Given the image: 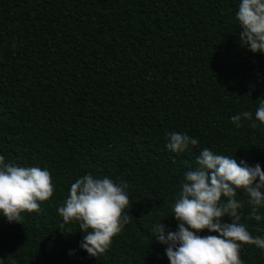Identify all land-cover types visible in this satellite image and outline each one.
<instances>
[{
    "label": "trees",
    "instance_id": "trees-1",
    "mask_svg": "<svg viewBox=\"0 0 264 264\" xmlns=\"http://www.w3.org/2000/svg\"><path fill=\"white\" fill-rule=\"evenodd\" d=\"M238 3L0 0V154L47 168L54 185L20 223L0 217V264H169L149 231L171 215L198 149L168 151V131L264 171V126L230 119L264 99V54L241 47ZM89 172L125 180L130 201L129 223L97 257L79 247L78 225L57 213L71 183ZM237 199L240 222L264 234L246 194ZM162 223L177 226L171 216ZM209 234L217 235L200 233ZM240 258L264 264V251L245 244Z\"/></svg>",
    "mask_w": 264,
    "mask_h": 264
},
{
    "label": "clouds",
    "instance_id": "clouds-1",
    "mask_svg": "<svg viewBox=\"0 0 264 264\" xmlns=\"http://www.w3.org/2000/svg\"><path fill=\"white\" fill-rule=\"evenodd\" d=\"M235 19L241 47L264 54V0H239ZM237 128L242 120L250 126H264V99L252 111L233 115ZM198 139L187 132L168 131L165 148L177 155L198 149L195 164L183 173L171 203V215L177 221L175 231L162 221L152 223L149 233L165 246L169 264H243V245L264 251V234L253 236L240 222L243 202L238 192L247 196L249 218L264 220V171L259 163H239L226 156L198 148ZM54 185L47 168L23 166L0 154V217L19 222L22 213L38 212L40 203L49 200ZM128 184L123 179L84 174L71 183L66 197L57 208L64 223H76L83 239L79 247L92 257L105 253L115 236L129 223ZM230 219V222L225 219ZM207 230L217 235H200ZM150 238V237H149Z\"/></svg>",
    "mask_w": 264,
    "mask_h": 264
}]
</instances>
